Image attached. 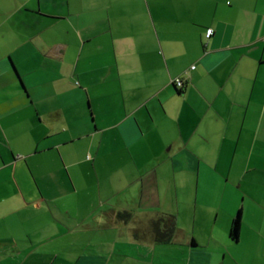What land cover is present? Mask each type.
Wrapping results in <instances>:
<instances>
[{
  "label": "crops",
  "instance_id": "1",
  "mask_svg": "<svg viewBox=\"0 0 264 264\" xmlns=\"http://www.w3.org/2000/svg\"><path fill=\"white\" fill-rule=\"evenodd\" d=\"M167 152L171 244L91 216ZM0 264H264V0H0Z\"/></svg>",
  "mask_w": 264,
  "mask_h": 264
},
{
  "label": "rangeland",
  "instance_id": "2",
  "mask_svg": "<svg viewBox=\"0 0 264 264\" xmlns=\"http://www.w3.org/2000/svg\"><path fill=\"white\" fill-rule=\"evenodd\" d=\"M169 148L166 149V151ZM168 156L167 160L164 161V163L159 167V172L157 171V178L151 179L150 177L146 178L144 180V193L143 195H139L138 192V187L139 184L137 182L132 183V189L134 191L132 192L131 195H126V189H121V194L111 196V192L106 191V179L105 176H101V179H97V177L91 181V179L85 180L86 184L91 187L96 185L97 183L100 182L101 187H102V194L101 196L99 195H93L94 198H96L98 210L97 211H92V215H103L107 212H112L111 210H115V214L118 215V213H124L127 212L130 214H133V216L136 218V227L139 225V227H151V224H149L153 220H157L161 217V215H175L177 212V203L178 201L174 199L175 197V192H174V186L172 185L174 182V177L177 175L175 172H173L172 169V163L170 162V156L171 153L167 152L165 154ZM141 166H144V164H141ZM134 171V170H133ZM160 175V176H159ZM135 176H140L139 174H135ZM177 177V176H176ZM178 183L180 184L181 178L179 179V176L176 178ZM99 181V182H98ZM185 183V181H184ZM119 185V184H118ZM110 189V185H108ZM124 186V185H123ZM123 188V187H121ZM116 191L117 189H114ZM192 191V188H191ZM184 194L183 196L179 195V203H180V208L183 209V216L181 219V225L183 227H187L186 225L188 224V212L185 210V207L188 204H194V202H197L199 205L206 203H210L212 200H207L204 199L206 198L203 195H188ZM195 200V201H194ZM103 202V206H102ZM205 203V204H206ZM63 203L60 202L57 207L63 208L62 205ZM67 206L66 207H71L73 208L70 203V201H67L65 203ZM108 205V206H107ZM124 208V210H121ZM97 209V208H96ZM202 209V208H201ZM128 210V211H127ZM121 211V212H120ZM57 214L59 210H56ZM70 216L75 217V210L70 209ZM91 218V217H90ZM106 218V216H105ZM117 219V218H116ZM142 230V233L144 232V229ZM116 232V231H113ZM118 233V232H116ZM110 235V230L109 232H105L104 234L99 233L98 237L102 238V235ZM133 235V233H132ZM110 238L112 236H109ZM134 237V236H133ZM117 239V238H116Z\"/></svg>",
  "mask_w": 264,
  "mask_h": 264
},
{
  "label": "trees",
  "instance_id": "3",
  "mask_svg": "<svg viewBox=\"0 0 264 264\" xmlns=\"http://www.w3.org/2000/svg\"><path fill=\"white\" fill-rule=\"evenodd\" d=\"M194 67V66H192ZM195 69V68H194ZM179 82L182 84L179 85ZM173 86L175 87V90L177 93H180L183 91L185 87V82L181 78H174L172 82ZM242 211H238L236 213V217L233 220L231 231H230V238L232 241H237L239 239L240 235V226L242 225ZM118 220L123 221L124 223L130 222L135 223L136 218L133 216V214L124 212V213H118L116 216ZM176 223V216L175 215H161V217L157 220L151 221L149 224H151V227H136L134 229V237L136 239H142L148 238L152 240L153 244L158 245H168L171 244L174 240V237L176 236L178 232V228ZM136 224V223H135ZM144 229V232L142 233V230ZM140 235V236H139Z\"/></svg>",
  "mask_w": 264,
  "mask_h": 264
},
{
  "label": "built area",
  "instance_id": "4",
  "mask_svg": "<svg viewBox=\"0 0 264 264\" xmlns=\"http://www.w3.org/2000/svg\"><path fill=\"white\" fill-rule=\"evenodd\" d=\"M214 31L212 29L207 31V37L210 38L213 35ZM195 67H192V69H194ZM182 83L179 82V85H181Z\"/></svg>",
  "mask_w": 264,
  "mask_h": 264
}]
</instances>
